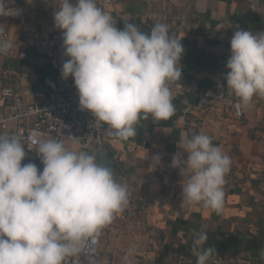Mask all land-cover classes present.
Masks as SVG:
<instances>
[{"label":"crops","instance_id":"1","mask_svg":"<svg viewBox=\"0 0 264 264\" xmlns=\"http://www.w3.org/2000/svg\"><path fill=\"white\" fill-rule=\"evenodd\" d=\"M258 1L253 6L251 0H97L118 29L131 23L147 33L158 23L166 24L169 36L174 34L185 49L180 80L168 82L174 114L167 120L141 114L136 136L122 139L110 134L111 129L101 140L115 161L120 173L115 179L126 186L128 200L104 226L99 244L104 262L196 264L192 240L198 231L207 233L202 247L213 248L224 264H264V96H254L248 107H242L241 118L228 104L211 97L219 84L226 83L234 31L264 32V0ZM8 5L20 14L0 16L14 44L8 57H0V85L35 101L45 95L54 78H61V71L53 54L26 49L24 39L30 31L43 37L60 31L54 26L57 6L54 0H9ZM22 52L27 57H21ZM49 65L57 69L56 77ZM42 66L41 75L35 67ZM8 101L0 97V114ZM199 133L209 135L231 159L220 212L202 203L183 202V177L171 167L174 155L187 159L177 146L181 138ZM156 155L161 161L152 169ZM32 163L42 170L40 158Z\"/></svg>","mask_w":264,"mask_h":264},{"label":"clouds","instance_id":"2","mask_svg":"<svg viewBox=\"0 0 264 264\" xmlns=\"http://www.w3.org/2000/svg\"><path fill=\"white\" fill-rule=\"evenodd\" d=\"M54 3V26L62 33L64 55L69 57L61 77L73 78L80 110L91 112L122 139L136 136L141 114L156 120L174 114L168 82L180 80L185 49L169 36L166 24L158 23L147 33L131 23L121 30L97 0ZM19 14L0 0V16ZM11 47L0 28V54ZM230 50L224 80L239 110L254 96H264V32L237 28ZM24 146L18 136L0 135V264H64L86 243H95L100 230L123 211L127 188L97 156L69 150L55 139L41 141L36 149L42 170L32 162L22 165ZM177 146L187 154V159L178 153L171 161L183 177V202L222 211L230 157L204 133L182 137ZM160 161L154 156L150 167ZM207 239V233L193 232L196 264H208L215 251L202 247Z\"/></svg>","mask_w":264,"mask_h":264},{"label":"built area","instance_id":"3","mask_svg":"<svg viewBox=\"0 0 264 264\" xmlns=\"http://www.w3.org/2000/svg\"><path fill=\"white\" fill-rule=\"evenodd\" d=\"M8 2L6 0L7 5ZM258 3V0H251L253 6ZM0 28H3V38L12 42L11 49L6 54H0V57H8L14 48L13 40L5 25L0 24ZM24 46L29 50L53 54L60 71L63 62L69 59L64 55L60 31L44 37L36 31L27 32ZM20 55L27 57L26 52ZM219 85L211 92V97L228 104L234 115L241 118L243 109L236 108L237 98L229 92L226 83ZM0 97L9 98L4 113L0 114V135L18 136L25 144V153L30 159L40 158L36 149L43 140L55 139L88 150L94 141H101L111 131L109 125L95 120L91 112L80 110L78 90L71 76L67 80L61 77L52 82L45 95L35 101H27L19 93L1 85ZM8 122L12 123L10 129L6 128ZM261 178L264 191V174ZM103 229L94 238L95 243H86L79 253L66 257L64 264H108L99 255ZM208 264H224V261L220 255L212 254Z\"/></svg>","mask_w":264,"mask_h":264},{"label":"water","instance_id":"4","mask_svg":"<svg viewBox=\"0 0 264 264\" xmlns=\"http://www.w3.org/2000/svg\"><path fill=\"white\" fill-rule=\"evenodd\" d=\"M171 37H174V34H172ZM87 153L93 156H97L98 163L111 168L113 173L115 174V178L120 177V173L117 169L114 159L105 149L101 141H94L91 147L87 150Z\"/></svg>","mask_w":264,"mask_h":264},{"label":"trees","instance_id":"5","mask_svg":"<svg viewBox=\"0 0 264 264\" xmlns=\"http://www.w3.org/2000/svg\"><path fill=\"white\" fill-rule=\"evenodd\" d=\"M25 61H21V63H24ZM36 69V71H37V73H41V70H43L44 69V67L42 66V67H35ZM49 68H50V70H52L53 71V73H54V76L56 77V75H57V69L54 67H51V65H49ZM41 75H42V73H41ZM40 75V76H41ZM54 80H55V78H54ZM54 80H53V82H54ZM40 81H43V79H41ZM29 162H33V159H30L29 157H25V159L22 161V165L23 164H27V163H29Z\"/></svg>","mask_w":264,"mask_h":264},{"label":"rangeland","instance_id":"6","mask_svg":"<svg viewBox=\"0 0 264 264\" xmlns=\"http://www.w3.org/2000/svg\"><path fill=\"white\" fill-rule=\"evenodd\" d=\"M36 165H37V167H38V169H39V166H40V165H38V164H36ZM39 170H41V169H39Z\"/></svg>","mask_w":264,"mask_h":264}]
</instances>
